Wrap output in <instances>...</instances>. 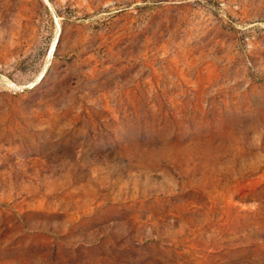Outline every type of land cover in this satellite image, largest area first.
Segmentation results:
<instances>
[{
    "label": "rangeland",
    "instance_id": "rangeland-1",
    "mask_svg": "<svg viewBox=\"0 0 264 264\" xmlns=\"http://www.w3.org/2000/svg\"><path fill=\"white\" fill-rule=\"evenodd\" d=\"M0 264H264V0H0Z\"/></svg>",
    "mask_w": 264,
    "mask_h": 264
}]
</instances>
